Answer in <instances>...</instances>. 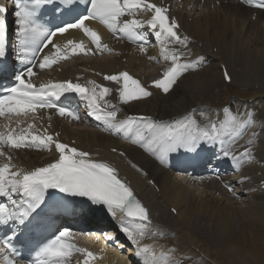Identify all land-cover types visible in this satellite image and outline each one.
Instances as JSON below:
<instances>
[{"label": "snow or ice", "instance_id": "obj_1", "mask_svg": "<svg viewBox=\"0 0 264 264\" xmlns=\"http://www.w3.org/2000/svg\"><path fill=\"white\" fill-rule=\"evenodd\" d=\"M52 2L61 14H73L72 22H66L53 28L46 27L37 19V9L42 4ZM257 8L264 9V0H249ZM15 12L16 37L27 65L14 75L15 83L11 87L0 89V117L6 114L16 116L35 114L37 109H56L58 115L78 120L76 112L56 103L65 93H75L87 101L88 115L96 121L103 123L106 130L123 133L125 138H131L145 151L151 153L162 165L173 153H198L208 147L216 148L220 141L221 148L217 155L231 159L239 164L244 157L250 156V149L246 148L238 159L232 152L223 147L222 136L229 130L239 135L238 129L245 127L237 124L236 117L220 123L210 122L209 128H201L191 114L181 119L168 121H155L150 117H129L117 121L115 105L108 103L105 97L112 91L107 87L89 81L91 87L79 83L65 81L60 83L41 84L35 86L31 77L35 75L34 67L38 61L41 70L51 68L61 60L72 55L95 54L93 48L86 46L85 42L67 40L61 46L56 44L53 37L62 35L71 29L79 30L87 37L96 50H108V46L101 43V37L96 30L88 26L89 20L99 21L115 34H121L130 41H146L140 29L147 27L152 30L155 39L163 46L161 49L163 59L170 61L171 66L163 72L162 78L153 81V87L169 93L178 83V77L190 70L194 71L203 63L204 57L181 62L185 56L183 49L188 47V37L179 34L180 25L174 18H169L168 9L158 6L150 0H86L83 10L79 9L77 0H17ZM151 13L150 19H121L126 15L132 16L137 11ZM7 8L0 5V57L6 55ZM179 45L180 47H176ZM54 49L40 54L45 49ZM171 46V47H169ZM140 51H146L142 44ZM107 81L120 85L118 99L122 104L151 97L153 93L142 86L127 72L115 75H106ZM224 79L230 81L231 77L225 70ZM103 102V104H102ZM110 109V110H109ZM225 114L230 108L224 109ZM33 126L29 125L31 129ZM252 141H249L251 144ZM55 146L58 156L53 162L44 167H37L32 171L14 170L10 163L0 165V198L7 202H0V226H7L11 235L0 237V261L2 264H18L22 254L13 243L19 240L26 228L39 230L45 226V209L52 201V206L58 204L54 198L60 194L63 198H87L93 205L107 209L111 216L118 220L119 231L123 233L131 244L135 245V254L143 259L144 264H158L160 260H167L165 253L156 255L152 245L142 244L145 238H151L150 210L136 197L131 187L119 178L116 168L109 163L100 162L91 158L87 151L79 150L74 146L60 142L57 138L45 132L43 135L33 134L24 130L19 134L13 131L0 133V148L8 146L12 149L21 147H41L50 149ZM116 151V149H113ZM0 151V156H4ZM120 155H125L121 152ZM10 159V158H9ZM135 167V165H133ZM151 183V181H149ZM229 191L230 185H226ZM51 190V191H50ZM175 212V209H172ZM70 229L63 228L54 234L52 239L39 248L36 264H70L73 253H82L85 257L83 264H90L95 255L83 248H76L71 242ZM115 239V237H108ZM28 264H33L29 261ZM171 264V261L168 262Z\"/></svg>", "mask_w": 264, "mask_h": 264}, {"label": "bare ground", "instance_id": "obj_2", "mask_svg": "<svg viewBox=\"0 0 264 264\" xmlns=\"http://www.w3.org/2000/svg\"><path fill=\"white\" fill-rule=\"evenodd\" d=\"M157 1L171 4L173 13L180 21L181 36L189 38L188 47L183 49L185 56L181 62L204 57L205 63L194 71L183 73L178 77V83L166 94L152 86L153 81L162 78L163 72L171 66L170 61L163 59L158 48H146V51L141 52L139 47L134 46L132 51L124 52L117 57L86 60L101 73L127 72L134 77L137 76L142 86L153 93L151 97L131 101L128 104H122L118 99L117 90L120 85L111 83L100 75L95 76L87 72L84 76L95 81L97 85L112 90L106 100L115 105L116 110L120 109L117 121L127 119L129 114H146L151 115L155 121L161 119L171 122L193 113V109H198L199 106H202L201 110H204L199 112V114L202 113V119L211 115L216 118L218 126L235 116L237 124L245 125L238 129L239 132L244 131L245 135L238 142L230 144L228 139L236 134L229 130L221 137L224 141L223 147L225 149L236 147L238 150L244 145L253 144L250 148L252 160L243 162L239 166L240 173L237 175V177L245 175L244 186H236L233 183L235 189L232 192H236V196L234 197L232 192L223 187L221 179L226 177L221 171H217L216 176L208 178L203 169L193 175L179 169L180 165L198 164L196 163L198 160L189 155L182 160L179 153H173L172 158H168L162 165L151 153L133 144L131 138H125L123 133L109 131L105 127L101 133L91 132L84 126L79 127L80 123L70 118L63 119L56 113H53V124L54 128L61 130L63 138L76 139L77 145L92 153L94 159L111 161L129 179L135 194L148 205L151 230L158 229L157 235L160 232L163 233L161 239L149 235L154 243H160L155 244L158 246L157 252L165 246L160 253L163 252L168 256V252L164 250L167 249L166 246H169L170 256L171 254L175 256V258L172 256L167 260H160L158 264H168L169 261L175 264L176 259L179 261L176 264H193L197 259L202 264H220L211 259L217 243L206 245L198 238L199 235L191 234V220L195 214L201 217L211 216L213 222L207 226H211L219 242H223L222 237L226 242L230 235H236L241 247L246 246V238L264 243V197L255 193L254 187L264 178V58L248 85L243 86L245 93L242 98L235 94L225 95L224 88L239 85V83L230 74V82H225L220 69V65H224V60L240 48L244 39L255 41L257 50L264 52V10H254L242 1L235 0H218V5L215 0ZM193 10V14L190 15ZM197 11H199L198 15L194 16ZM253 12H255L254 19H252ZM136 19H140V16ZM252 32L256 33L257 37L252 35ZM82 63V60H77L73 64V70L76 71L84 66ZM155 64L159 65L154 66ZM147 68L152 69L145 73ZM66 75H68L66 70L61 73L53 72L43 75L40 81L64 78ZM206 100L208 102L204 104L201 102ZM77 104H80L82 108L86 107L85 112L89 111L85 100L82 99ZM225 106H229L231 115L221 112ZM255 113L258 114L255 119L257 121L260 119L261 123L259 125L258 121L253 127L252 123L246 120ZM243 114L245 119L237 122ZM73 125L75 127H70ZM250 140L251 144H249ZM110 148H116L117 151L121 149L125 155L118 156L110 153L108 151ZM220 148L221 143L217 141L214 148L216 151L212 152L214 155L211 156L215 160L217 150L220 151ZM13 154L16 159L12 165L28 168L41 162L42 158L49 159L50 156L46 151L36 152L32 149L17 150ZM197 155L202 158L203 150ZM115 156L117 159H113ZM137 167L145 170L146 173H140ZM259 179L261 181H258ZM148 180H152L158 190L155 191L148 184ZM181 182H185L189 187H195L196 191H190L189 187L185 188ZM262 191L264 193V190ZM184 192L186 199H183L185 195L182 197ZM241 201L245 202V207L237 204ZM170 208H175L176 214L173 215ZM172 232L174 237L170 236ZM258 235H261V239ZM102 238V235L99 236V240ZM247 247L252 249L253 244ZM114 261L115 259L112 263ZM122 261H118V264Z\"/></svg>", "mask_w": 264, "mask_h": 264}, {"label": "rangeland", "instance_id": "obj_3", "mask_svg": "<svg viewBox=\"0 0 264 264\" xmlns=\"http://www.w3.org/2000/svg\"><path fill=\"white\" fill-rule=\"evenodd\" d=\"M193 12H194V10L190 12V15L193 14ZM198 13H199V11H197L194 14V16H197ZM252 33H253L252 35L257 37L256 33H254V32H252ZM263 58H264V52H259L257 50V46H256L255 41L251 42V41L244 39L242 41L240 48L235 50L229 58L224 60L225 61L224 65L228 71V74H230L239 83V85H231V86L224 88L225 95L228 96V94H235L241 98L244 97L243 94L245 93V90H244L243 86L248 85L249 81L256 74V72L259 68V65L263 61L262 60ZM157 65H159V64H155L154 66H157ZM150 69H152V68H148V70L146 69V73H147V71H151ZM201 102L204 104V103L208 102V100L201 101ZM201 108H202V106L201 107L199 106L198 109H193L194 112L191 113L192 116H193V114H195L194 116L196 117L195 118L196 121L197 122L199 121L198 123L201 124V123L206 122V121H210V120H214V119L216 120V118L212 117L211 115L207 116V118H205V119H202V113L199 114V112H203L204 110H201ZM119 110L120 109L117 110V115H118V112H120ZM229 114L231 115V113H229ZM196 115H198V117ZM256 115L258 117V114L255 113L252 116H249L246 120V122L249 120L252 123L253 127H255L256 123L260 120L259 119L257 121V119H255ZM194 116L192 117L193 119H194ZM241 118L237 122H242V120L245 119V115L243 114ZM260 121L258 122L259 125L261 123ZM78 125H79V127H81V126L86 127L88 131L97 132V131L93 130L92 128L88 127L87 126L88 124H86L84 122L80 123ZM263 125H264V121H263ZM70 127H75V126L73 125ZM101 132H102V130L97 132V133H101ZM169 158H172V154H170ZM113 159H117V156L113 157ZM141 171H143V170H141ZM259 178H260V176H259ZM258 181H261V179H259ZM181 183L183 184V186H185V188L188 189L189 186H187L185 182H181ZM257 184L258 185L254 186L255 187V193L259 194L261 197H264V193L262 191V190H264V178L261 181V183H257ZM189 190L190 191H196L195 187H193V186L189 187ZM182 197H183V199L184 198L186 199L185 192L183 193ZM237 204H240L241 206L245 207V202L241 201ZM191 221H192L191 228H190L191 234L195 233L196 235H199L198 238L201 239L202 242L206 245L207 244L210 245L211 243H217L216 248L214 250V254L211 255L212 260L218 261L220 264H264V243L256 241L252 238H246V244H245L246 246L241 247L237 241L236 235H230L228 241H226V242H224L225 238L222 237L223 242L222 241L219 242L217 240V238H215V236L212 232L211 226H207V224H210L213 222L211 216L201 217L198 214H195L192 217ZM173 233L174 232L171 233V235H170L171 237H174ZM258 237L260 238L261 235H258ZM155 244H160V243L157 242ZM249 244H253L252 249H248L247 245H249ZM163 249H165V246L164 247L162 246L160 248V250H163ZM160 250H158L159 255H160ZM170 251H168L167 249L164 250V252H168V256H167L168 258L169 257L171 258L172 256H173L172 258H175V256L173 254H171V256H170ZM201 257L204 258V256H202V255H201ZM198 260L199 259H197V261L195 260V263L197 262L198 264L199 263L202 264L201 261L198 262ZM195 263L193 262V264H195Z\"/></svg>", "mask_w": 264, "mask_h": 264}]
</instances>
